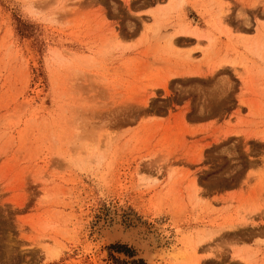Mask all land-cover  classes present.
<instances>
[{
	"label": "rangeland",
	"instance_id": "1",
	"mask_svg": "<svg viewBox=\"0 0 264 264\" xmlns=\"http://www.w3.org/2000/svg\"><path fill=\"white\" fill-rule=\"evenodd\" d=\"M0 264H264V0H0Z\"/></svg>",
	"mask_w": 264,
	"mask_h": 264
},
{
	"label": "trees",
	"instance_id": "2",
	"mask_svg": "<svg viewBox=\"0 0 264 264\" xmlns=\"http://www.w3.org/2000/svg\"><path fill=\"white\" fill-rule=\"evenodd\" d=\"M113 248H114V250L115 251H117V252H120V251H122L123 250V252H126L127 253V255H129V257L130 256H132V253L130 252V253H128L127 252V249L124 251V249H123V247L122 246H120V245H111ZM125 248V247H124ZM131 261H133V263L135 262V261H137V262H140L141 263V260L140 259H132ZM130 261V262H131Z\"/></svg>",
	"mask_w": 264,
	"mask_h": 264
}]
</instances>
